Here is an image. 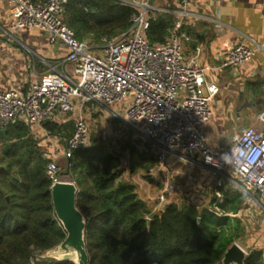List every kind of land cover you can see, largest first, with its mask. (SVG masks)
<instances>
[{
	"label": "built area",
	"instance_id": "obj_1",
	"mask_svg": "<svg viewBox=\"0 0 264 264\" xmlns=\"http://www.w3.org/2000/svg\"><path fill=\"white\" fill-rule=\"evenodd\" d=\"M4 1L12 16L11 30H43L51 42L67 47L65 61L74 68V76L49 72L34 77L26 86L0 89V130L19 119L38 136L47 122H74L73 134L64 140L65 145L58 144L53 153L44 154L51 158L48 173L54 179L61 169L60 157L68 160L76 149L90 143V115L96 108L83 110L92 105L133 131L134 140L142 139L151 147L156 160L154 175L163 178L152 207L144 200L154 213L176 203L178 195L188 199V192L172 174L169 158L174 157L196 170L210 172L212 197L208 207L219 215L224 214L220 205L228 185L243 191V210L252 214L251 206H255L264 215V110L255 123L232 136L225 152L213 147L206 128L214 115L218 84L206 80L207 67L187 57L184 46L190 39L184 26L198 15L192 10L196 0H177L175 10L155 6L149 0H129L138 10L131 26L111 40L104 37L99 45L78 39L65 23L68 0ZM155 12L176 16L171 34L157 44L148 38ZM258 51L264 52V42L255 47L235 44L221 68L242 66ZM192 199L191 204H196Z\"/></svg>",
	"mask_w": 264,
	"mask_h": 264
},
{
	"label": "trees",
	"instance_id": "obj_2",
	"mask_svg": "<svg viewBox=\"0 0 264 264\" xmlns=\"http://www.w3.org/2000/svg\"><path fill=\"white\" fill-rule=\"evenodd\" d=\"M128 1L68 0L64 21L78 39L99 45L131 26L138 10ZM174 25L173 13L156 12L148 30L151 43L164 42ZM42 130L69 139L74 122H47ZM129 144V156L140 150L134 141ZM45 152L42 140L22 120L0 130V264H76L42 256L67 235L55 212V179L48 173L51 158ZM122 161L121 152L91 137L58 172L78 186L90 264H221L245 232L233 215L243 207V191L227 186L223 215L187 202L170 203L154 213L137 186L120 178ZM245 264H264L263 250H250Z\"/></svg>",
	"mask_w": 264,
	"mask_h": 264
},
{
	"label": "crops",
	"instance_id": "obj_3",
	"mask_svg": "<svg viewBox=\"0 0 264 264\" xmlns=\"http://www.w3.org/2000/svg\"><path fill=\"white\" fill-rule=\"evenodd\" d=\"M164 2L163 7L172 10L178 6L177 0ZM192 10L198 15L189 19L184 26L190 35V39L184 43L185 53L207 67L205 76L208 82L218 84L213 104L214 115L206 133L213 147L223 153L231 145L233 135L255 123L259 111L255 113L254 108H264L263 51H258L250 62L242 66L221 68L222 60L235 44L255 47L264 42V0H196ZM11 22L9 5L0 0V89L12 85L26 86L33 77L49 72L59 71L74 76L73 65L65 61L67 47L57 41L51 42L39 28L13 31L10 29ZM248 84H254L260 90L255 103L246 93ZM123 164L124 160L120 178L133 182L140 198L149 201L151 206L163 185L162 176L158 177V186L150 185L143 179L136 181ZM169 165L177 182L182 183L188 192V199L178 195L175 197L176 203H191L189 200L193 197L192 200L197 202L193 205L208 207L212 197L210 172L206 169L196 170L174 157L169 158Z\"/></svg>",
	"mask_w": 264,
	"mask_h": 264
},
{
	"label": "rangeland",
	"instance_id": "obj_4",
	"mask_svg": "<svg viewBox=\"0 0 264 264\" xmlns=\"http://www.w3.org/2000/svg\"><path fill=\"white\" fill-rule=\"evenodd\" d=\"M150 1L151 4L156 6L163 7L165 5V0ZM32 77L33 76H31V78ZM247 86L248 87L246 89V93L249 96V99H251L255 103V98L260 94V90L254 84H248ZM87 106L89 109H84V112L88 110L91 111L92 108H96L95 112L90 115L92 137L98 138L109 145L111 150H117L118 152H121L124 160L123 165L127 168L126 171H129L131 174L130 176L136 179V181H141L143 179L147 183H150V185L158 186V176L154 175L156 160L151 147L141 141L142 139L134 140L135 133L130 129L122 127L121 122L113 118V116L108 112L98 107H93L92 105ZM262 110H264V108H254L255 113H257L258 111L260 113ZM45 133L47 132L42 130V133L38 135V138L42 140L43 147L47 153H53L54 148H56L58 144H60L61 147L65 145L64 140L66 139H62L59 136ZM130 141H134L140 148V150L135 154H132V156H129L130 151L126 150V146L130 145ZM142 146H144V148ZM58 163L60 164V166H65V164H67L64 157H60ZM58 179L70 181V178L68 176H59ZM251 208H253L254 210L252 214L248 213L247 210H243V208H241L238 212V215L240 216L238 218L241 220V223L245 228V232L236 242L247 253L253 249H261L264 252V215L260 213L255 206H251Z\"/></svg>",
	"mask_w": 264,
	"mask_h": 264
},
{
	"label": "water",
	"instance_id": "obj_5",
	"mask_svg": "<svg viewBox=\"0 0 264 264\" xmlns=\"http://www.w3.org/2000/svg\"><path fill=\"white\" fill-rule=\"evenodd\" d=\"M51 189L57 218L67 235L60 244L46 251L42 256L71 260L76 264H90L86 242L87 218L77 206L79 191L77 184L73 181L55 179ZM148 222H151V218H148ZM247 254L237 242H234L226 251L221 264H245Z\"/></svg>",
	"mask_w": 264,
	"mask_h": 264
}]
</instances>
